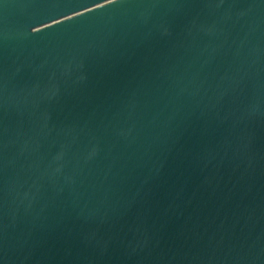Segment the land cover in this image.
<instances>
[{
  "label": "water",
  "instance_id": "1",
  "mask_svg": "<svg viewBox=\"0 0 264 264\" xmlns=\"http://www.w3.org/2000/svg\"><path fill=\"white\" fill-rule=\"evenodd\" d=\"M0 264H264V0H0Z\"/></svg>",
  "mask_w": 264,
  "mask_h": 264
}]
</instances>
